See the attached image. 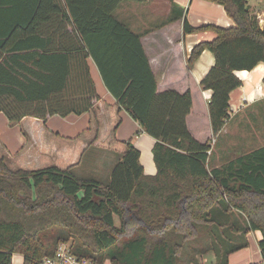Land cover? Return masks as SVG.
Returning a JSON list of instances; mask_svg holds the SVG:
<instances>
[{
  "label": "trees",
  "instance_id": "1",
  "mask_svg": "<svg viewBox=\"0 0 264 264\" xmlns=\"http://www.w3.org/2000/svg\"><path fill=\"white\" fill-rule=\"evenodd\" d=\"M125 1L148 0H0V110L9 120L94 113L93 61L120 107L157 140L158 167L145 175L131 140L106 181L73 167L12 169L0 157V264H13L15 253L24 264H43L62 243L95 264H200L209 251L214 264H228L249 245L250 231L262 233L264 259V145L210 168L212 140L242 85L236 71L264 62V27L248 0H207L223 5L236 26L184 19L183 35L217 34L193 48L188 71L205 49L215 64L193 89L160 91L141 41L148 32L114 16ZM200 88L213 94L200 111L198 137L187 118L195 100L204 104Z\"/></svg>",
  "mask_w": 264,
  "mask_h": 264
},
{
  "label": "crops",
  "instance_id": "2",
  "mask_svg": "<svg viewBox=\"0 0 264 264\" xmlns=\"http://www.w3.org/2000/svg\"><path fill=\"white\" fill-rule=\"evenodd\" d=\"M249 5L257 19L259 16L264 18V0H256V4ZM116 11H119V17L115 15ZM182 11V19L158 27ZM114 16L135 33L148 32L141 41L160 91L169 88L181 92L188 88L193 89L202 82L215 64L214 53L205 49L191 71H188L187 61L193 48L203 41L213 40L217 34L206 30L183 35L184 19L194 26H236L223 5L207 0H148L145 3L125 1L114 11ZM258 23L261 28L264 27V23L260 24L259 20ZM69 28L72 29L71 26ZM90 68L99 96L94 101V113L52 115L46 120L26 116L20 121L11 122L0 110V157H5L12 169L73 167L81 175L87 174L96 179H99L98 175H106L108 180L113 166L126 151V141L131 140L141 152L140 161L145 175H157L158 167L154 158L157 140L147 134L140 123L120 107L93 61L90 62ZM236 75L242 80V85L231 92L230 118L216 137L217 144L220 138L223 140L218 149L212 148L211 169L219 168L251 152L258 148L257 144L261 141L260 130L256 128L253 116L247 121H243L244 117L238 119L246 111H258L264 117V62H260L252 70H238ZM200 89L199 99H202L204 104L197 105L195 100L187 118L190 130L198 137V126L203 120L200 111L203 114V107L213 94L210 89ZM248 123L253 124L252 129L245 127L244 124ZM86 158V166L81 169ZM261 238L260 231H250L247 234L249 245L233 252L228 264H264L259 245ZM206 256L207 264L216 262L213 251H209ZM12 260L13 264H24V256L20 253H15ZM104 264L113 263L107 260Z\"/></svg>",
  "mask_w": 264,
  "mask_h": 264
},
{
  "label": "rangeland",
  "instance_id": "3",
  "mask_svg": "<svg viewBox=\"0 0 264 264\" xmlns=\"http://www.w3.org/2000/svg\"><path fill=\"white\" fill-rule=\"evenodd\" d=\"M249 1V3L250 4H256V0H248ZM119 11H116V13H115V15L116 16H118L119 17ZM254 110V109H253ZM257 110V109H256ZM247 116V118H245ZM254 117V119H255V126H256V128L258 129V130H260V144H257V147H260V146H263L264 145V142H262V141H264V117L262 116V114H260L258 111L257 112H249V111H246V112H244L243 114H242V116H240L239 117V119L238 120H240V119H242L243 117L246 119V120H244V118H243V121H247V120H249V118H251V117ZM245 125V127L247 128V129H252L251 128V126H253V124L252 123H248V124H244ZM207 131H208V128H207V126H206V135H207ZM223 139L222 138H220L219 139V142H218V144H217V140H216V137H214V139L212 140V148H216V149H218V147H219V145L221 144V141H222ZM258 141H259V139H258ZM215 153H216V151H215ZM86 163H87V158L86 159H84V161L82 162V165H81V169H83L85 166H86ZM85 176H87V174H84V177ZM90 177H93V176H90ZM94 177H96V176H94ZM97 178H99V179H101V180H104V181H106V175H98V177ZM117 223H119V221L117 220ZM203 235H205V232H203V233H201V236H203ZM206 236V235H205ZM204 236V238H203V240L204 239H206V237ZM198 247L199 246H201V247H203V245H202V243H197L196 244ZM208 254V252L207 253H205V254H203L202 256H200L199 257V262H200V264H207L208 262H207V259H208V257L206 256ZM202 258V259H201ZM183 262V261H182ZM180 263V264H184V263Z\"/></svg>",
  "mask_w": 264,
  "mask_h": 264
},
{
  "label": "built area",
  "instance_id": "4",
  "mask_svg": "<svg viewBox=\"0 0 264 264\" xmlns=\"http://www.w3.org/2000/svg\"><path fill=\"white\" fill-rule=\"evenodd\" d=\"M260 24L264 23L262 16L258 17ZM43 264H95L93 260L80 257L72 252V249L68 243H62L59 245L56 254L53 257H46Z\"/></svg>",
  "mask_w": 264,
  "mask_h": 264
}]
</instances>
